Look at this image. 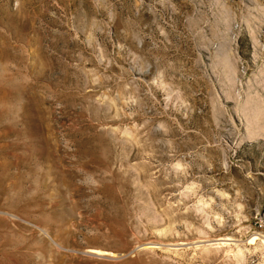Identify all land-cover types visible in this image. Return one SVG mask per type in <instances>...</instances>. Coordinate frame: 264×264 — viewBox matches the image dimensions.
<instances>
[{"label":"rangeland","instance_id":"rangeland-1","mask_svg":"<svg viewBox=\"0 0 264 264\" xmlns=\"http://www.w3.org/2000/svg\"><path fill=\"white\" fill-rule=\"evenodd\" d=\"M0 264H264V0H0Z\"/></svg>","mask_w":264,"mask_h":264}]
</instances>
